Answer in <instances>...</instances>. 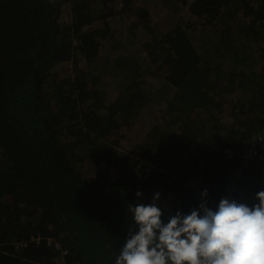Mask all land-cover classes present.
<instances>
[{
  "label": "trees",
  "instance_id": "1",
  "mask_svg": "<svg viewBox=\"0 0 264 264\" xmlns=\"http://www.w3.org/2000/svg\"><path fill=\"white\" fill-rule=\"evenodd\" d=\"M140 1L0 0V264H114L127 230L136 228L128 203L150 202L159 191L165 221L176 209L196 206L194 188L157 162L162 148L170 163L188 148L185 157L209 183L210 207V199L234 189L251 194L264 186V0H194L189 9L200 18L183 21V30L159 31L148 44L157 59L147 57L151 77L143 76L128 49L120 54L114 68L125 81L115 84L114 92L122 93L107 107L106 92L96 85L98 71L113 62L101 63L96 22L125 13L142 27L158 6L150 11ZM189 36L210 54L219 48L210 44L219 41L224 48L210 56L217 60L212 76L224 74L215 85L216 104L191 89L196 69L189 70L194 63L187 54L195 49L201 55ZM183 38L189 46L177 44ZM71 58L83 68L61 77L58 65ZM155 69L167 72L169 82L156 77ZM153 81L171 96L168 109L194 114L197 131L189 135L173 116L166 127L153 124L137 151L164 171L142 163L136 175V159L105 139L129 120L125 115L157 96V88L148 87ZM256 134L262 139L251 140ZM183 140L192 141L185 146ZM252 143L258 154L244 163Z\"/></svg>",
  "mask_w": 264,
  "mask_h": 264
},
{
  "label": "rangeland",
  "instance_id": "2",
  "mask_svg": "<svg viewBox=\"0 0 264 264\" xmlns=\"http://www.w3.org/2000/svg\"><path fill=\"white\" fill-rule=\"evenodd\" d=\"M117 1L118 0H101V3L118 4L116 3ZM168 1H169V6L164 5V0L140 1L141 3L146 2L150 11L152 8H156V6H158V9H156L157 13L152 15L153 17L151 20L154 19V21H151L150 23L152 26L154 25L159 26L162 32L168 30H173L174 32L176 30H183L184 27L182 23L183 21L188 20L190 17H194L195 19L199 17L197 15L192 14V12L189 9L190 6H192L194 0L193 1L168 0ZM159 6L162 9L159 8ZM118 8H120L119 5ZM109 15L110 14L106 15L104 20L96 22V29L100 31V34H96L95 37L99 42V47H100L99 53H100V57H102L101 63L103 62L104 58L107 63L110 62L109 59H111L113 62L112 65L103 67V71H98L100 72V80L96 85V87L99 90L102 89L105 90L106 92L105 101L107 103H110L107 104V107L116 104L117 102L115 100L118 99L119 95L122 93L121 91L114 92V90H116L115 84L118 82L119 79H121V82L125 81V74L122 71H120L119 68H118L119 71L116 68H114L116 61L119 59L120 54L124 50L128 49L129 52L132 53L131 58L132 57L134 59L137 58L139 60L138 64L141 63L140 68H142L143 76L151 77L150 76L151 74H148L150 68L147 65L148 63L147 57H149L154 61H157V59H154L152 56H150V54L152 55V51H151L152 48L148 47V44L154 43V37H159L157 35V33L159 32L157 31L153 33L142 30L139 24L134 23L136 19L132 18V16L129 17V14L115 13L114 15H112V17H107ZM178 25H180V28L176 29ZM162 28L164 30H162ZM181 33H182L181 31L178 32L180 36L183 34ZM189 37L198 42L196 45V50L201 55L200 57L195 51V49H192L191 53L187 54V58L194 63V67L189 68V70L193 71L196 69L195 75L190 76L189 78L191 80L189 81V83L190 82L193 83L192 84L193 88L191 89L195 93L202 90V92L206 95L207 101L210 103H212L213 101V103L216 104L219 101L218 99L215 98L216 95L215 85L221 82L224 74H220V73L216 74L215 72H213L215 74L214 76H212V66H215L217 64V60L212 61L210 56L213 54L219 55L224 48H222L221 45L219 44V41H217L214 44H210V46L214 45L219 47L216 48L219 49L218 52L216 53L215 52L216 49H215L214 52L210 54V50L206 51L208 48H206L204 45L199 44L197 37H193V36H189ZM180 43L182 47L188 45L185 43L184 38L180 40L177 44L179 45ZM144 44H146L145 49L136 50L138 46H142ZM134 50H136V52L133 53ZM161 63L162 65H164L163 61H161ZM219 64L221 63L219 62ZM58 66L61 70L60 76L66 77V76H75V74L79 70H81L84 65L81 63L74 62L73 59L71 58L70 60H67L63 64H60ZM99 66H101V64ZM152 73H154L156 77L160 76L159 78L162 77L164 80L168 81L167 72L165 74L160 75L159 70L155 69ZM218 76L219 79L217 78ZM253 79L254 78L252 77V80L250 81H253ZM225 80L226 82L228 81L227 76H225ZM161 85L162 84L159 81H153L151 83H148V87L157 88L156 90L153 91L156 92L157 96H150L149 100L145 104L141 105L142 107L138 110V112L136 111L133 113L131 112L132 116L130 115L129 111H126L129 112V114L125 115L126 117L129 118V120L128 121L122 120L117 126V132L114 133L109 139L108 138L105 139L108 141V143L114 144L119 150L124 152L125 155L131 156L133 159H136V163L134 167H132L134 173L135 174L137 173L136 175H138V171L143 168L144 164L148 167H157L164 171L163 166L159 167L158 165H154L151 159L142 158L137 151L138 148H141V142L146 138L147 131L151 128L153 124H159V126H161L162 128L166 127L167 124L166 121L171 120L170 117L173 116L172 122L177 121L182 126V129L187 128V133L189 135H192L197 131V129L191 125L192 122L195 121L193 113L191 112L184 114L182 112L175 113L174 111L168 109L167 105L169 104V100L171 99V96H166V94L163 93L164 91L161 88L162 87ZM239 93H240L239 91H236L235 93L228 95L227 102L229 100L232 101L235 100L234 96ZM117 107H119V105ZM225 107H227V105ZM201 112L203 113L204 111ZM204 113L207 115L206 112ZM183 141H184V145L187 146L188 144H191L190 142L192 140L189 141L183 140ZM192 144H194V142H192ZM186 150L181 155L179 154L177 160H174L171 163H170V156L166 154L163 148L160 150V153L155 157L157 162L162 163L164 165H168L170 167V169L166 172L170 173L169 175L172 178H175L174 180L185 183L189 189L194 188V191L196 192L198 190L202 191L204 188L208 189L207 186H209V183L206 182L204 179L201 180L199 174L196 172L197 167L194 165V163L191 164L190 163L191 160L185 157ZM86 165L88 166L89 164ZM149 165H154V166H149ZM119 173L121 172L119 171ZM135 184L137 185V182H135ZM168 203L169 201L165 199V204ZM65 253L66 252L63 250L61 256L63 257Z\"/></svg>",
  "mask_w": 264,
  "mask_h": 264
},
{
  "label": "clouds",
  "instance_id": "3",
  "mask_svg": "<svg viewBox=\"0 0 264 264\" xmlns=\"http://www.w3.org/2000/svg\"><path fill=\"white\" fill-rule=\"evenodd\" d=\"M160 198L157 191L150 202L126 205L136 228L127 230L114 264H264V186L251 194L234 189L214 208L204 188L196 206L167 221Z\"/></svg>",
  "mask_w": 264,
  "mask_h": 264
},
{
  "label": "built area",
  "instance_id": "4",
  "mask_svg": "<svg viewBox=\"0 0 264 264\" xmlns=\"http://www.w3.org/2000/svg\"><path fill=\"white\" fill-rule=\"evenodd\" d=\"M262 139V135H258L256 134L251 140L256 141V140H261ZM258 154L257 149L255 148V144L252 143L251 146H249L246 150V152L244 153V157L245 159L243 160V162H247L250 159H253L255 155ZM231 191V189H230ZM200 190H198L196 193L200 196ZM219 199H210L211 201V205L215 207V201H218ZM57 245V243H56ZM58 247V246H57Z\"/></svg>",
  "mask_w": 264,
  "mask_h": 264
},
{
  "label": "crops",
  "instance_id": "5",
  "mask_svg": "<svg viewBox=\"0 0 264 264\" xmlns=\"http://www.w3.org/2000/svg\"><path fill=\"white\" fill-rule=\"evenodd\" d=\"M152 21V20H151ZM150 21V22H151ZM148 23V24H142V27H141V29H145L146 31H151V30H154V31H152L153 33L155 32V31H157V32H159V31H161V28L159 27V26H157V25H154V26H152L151 25V23ZM162 30H164L163 28H162Z\"/></svg>",
  "mask_w": 264,
  "mask_h": 264
}]
</instances>
